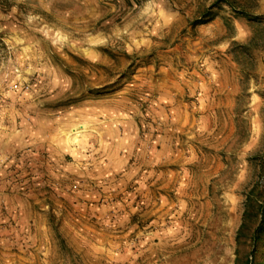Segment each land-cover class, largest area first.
Listing matches in <instances>:
<instances>
[{
    "label": "rangeland",
    "instance_id": "obj_1",
    "mask_svg": "<svg viewBox=\"0 0 264 264\" xmlns=\"http://www.w3.org/2000/svg\"><path fill=\"white\" fill-rule=\"evenodd\" d=\"M214 1L0 0V264H264V0Z\"/></svg>",
    "mask_w": 264,
    "mask_h": 264
},
{
    "label": "trees",
    "instance_id": "obj_2",
    "mask_svg": "<svg viewBox=\"0 0 264 264\" xmlns=\"http://www.w3.org/2000/svg\"><path fill=\"white\" fill-rule=\"evenodd\" d=\"M222 4H226L227 6H229L236 15H244V16H250L251 15L250 11H249L250 5H249V3H247V1H243V0H215L214 3L212 4V6L205 13L204 17H209L210 16L209 12H211L213 8L221 6ZM3 44L4 43H3L2 38L0 36V48L3 47ZM244 228H245V225L242 226L241 232L243 231ZM263 229H264V217L261 221L260 226L255 230L254 233L257 234L259 231H261Z\"/></svg>",
    "mask_w": 264,
    "mask_h": 264
}]
</instances>
